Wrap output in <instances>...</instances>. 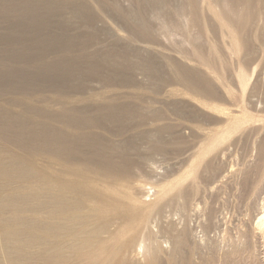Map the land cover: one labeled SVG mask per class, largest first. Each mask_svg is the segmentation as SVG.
I'll use <instances>...</instances> for the list:
<instances>
[{
	"label": "bare ground",
	"instance_id": "bare-ground-1",
	"mask_svg": "<svg viewBox=\"0 0 264 264\" xmlns=\"http://www.w3.org/2000/svg\"><path fill=\"white\" fill-rule=\"evenodd\" d=\"M82 2L0 0V213L10 216L3 220L0 217V264H104L103 260L108 258L109 264H139L138 259L147 258L155 261L163 251L164 243L169 244L171 237L179 233L180 222L175 216L182 217L189 209L188 198L192 196H189L187 187L178 184L177 188H173L175 191L171 192L172 186L168 189L167 183L160 182L157 190L155 184L149 187L145 185L147 191L143 197L135 196L130 190L122 194L135 203L121 216L120 220L125 223L119 229H112L115 224L110 218H101L105 214L104 202L108 201V198L100 189L118 185L117 182L122 180L126 182L127 179L116 178L114 174L126 176L137 168H143L144 162L142 158L136 157V154L133 156V152L137 150L136 148L134 150L133 146L136 137L133 139L126 127H118L115 132L119 137L131 135L127 139L124 137L122 143L104 141L101 137L104 131L101 135L96 127L108 125L109 128L106 129L109 131L121 121L128 122L129 118H134L139 108L138 105H128L131 103L129 102L131 95L127 91L129 94L127 105L124 102V105L109 102L110 100L107 102L109 98L105 97L103 99H106L107 103L98 105V101H94L98 106H94L96 112H93L90 104L88 106L81 103L86 97L82 98L83 96L80 97L78 94H86L87 91V93L90 91L89 94L92 93L95 87L89 85L91 78L93 82L99 80L107 84L136 86L137 81L133 78L132 70L139 69V66L116 50L104 48L88 51L87 44L89 47L92 46L90 43L97 39L99 30L94 26L95 18L91 9ZM101 9H98L99 13H104ZM115 12L113 14L118 17ZM106 14L108 13H104ZM123 17L122 20L125 21L126 18ZM82 25H85L86 31L78 29ZM141 39L135 38L137 42L147 43ZM81 48L87 49L83 52L88 53H77ZM136 48L140 50L144 47ZM142 65H140L142 69L153 68L152 60L145 61ZM181 67L177 76L179 83L184 84L188 91L190 89L193 93L202 94L201 82L203 84L205 81L192 76ZM211 89L208 87L207 91L205 90L207 92L205 96L213 92ZM131 94L134 98L137 97L134 93ZM124 99L125 95L122 100ZM89 102L93 103L90 100ZM133 102L135 104V101ZM183 104L184 102L182 106ZM175 109L173 113L187 117L184 107ZM136 115L135 119H139L138 114ZM135 119H131V123ZM137 121L135 120L137 124L133 123L136 126L139 123L141 126L146 120ZM110 125L115 126L110 128ZM234 125L228 126L227 130H230L228 135L234 130ZM122 126L124 125L121 124ZM111 131L112 129L109 132ZM126 131L129 134H124ZM224 134L221 136L218 134L213 140L214 145L222 144L229 138L230 135ZM3 144L12 145L21 151L20 154ZM207 150L211 149L207 147ZM226 170L219 176V181L214 180L211 183L213 184L211 191L218 185L228 187L229 182L226 185L228 178L234 179L235 174H243L241 169L234 171L233 167ZM190 175L194 179L199 177L197 171L191 170L184 178ZM263 180V175L258 177L244 198L248 205L252 197L257 203L251 223L245 224L242 220L244 223L242 225L241 221V228L238 227L235 235L236 240L234 232L233 235L230 234V231H233L230 230L231 227L226 226L222 229L221 242L224 243V247L228 245L229 251L233 254L234 249H248L252 244L254 246L257 239H261L264 244V185L261 184ZM170 193L171 197L164 203V207L161 206V201ZM170 203L173 208L166 211L165 208ZM196 205L198 207L200 204ZM138 210L140 213H137ZM28 212L30 214L27 215ZM203 213L207 215L206 212ZM163 216L173 217L167 232L162 229L155 230L160 228L157 223L159 220H153V217L164 218ZM186 217L188 218V215ZM96 219H101L102 222L96 224ZM152 221H156L157 224ZM3 222L6 225L2 226ZM133 223H136V226L130 229ZM141 224L143 227L133 233ZM232 224L234 226V222ZM149 225L152 230L148 236L143 230L149 228ZM161 232L165 234L162 235ZM118 235L119 240H116ZM152 236H155L154 241ZM124 237L126 238L122 240ZM112 239L116 241L106 246L105 244ZM112 259L115 260L111 261Z\"/></svg>",
	"mask_w": 264,
	"mask_h": 264
},
{
	"label": "rangeland",
	"instance_id": "rangeland-1",
	"mask_svg": "<svg viewBox=\"0 0 264 264\" xmlns=\"http://www.w3.org/2000/svg\"><path fill=\"white\" fill-rule=\"evenodd\" d=\"M75 1H83L82 3L91 9L95 18L94 26L99 30L97 39L90 43L91 49L87 44L88 51L106 48L121 52L122 56L126 55L133 64L139 66V69L132 70V74L139 84L142 83L141 87L137 85V82L136 86L121 83L107 84L100 82L97 78L95 79L98 81L93 82L91 78L88 84L95 88L93 87L91 94H89L90 91L86 94H78L80 97L83 96L82 98H89H84L86 103H84L85 100L81 103L88 106L90 104L92 108L90 109L96 112L94 106L97 103L98 105L104 103L106 99L103 98H109L107 102L110 100L109 102L122 105L124 102L127 105L126 101L130 94V101H128L131 103L128 105H138L137 108H139L136 113L139 119H135L136 114L131 119L148 121H145V124L142 123L141 126H139L141 121H137L139 122L137 127V122L132 120L136 123L132 122L134 127L129 118L131 126L129 121L124 120L119 123L120 126L118 124H115L118 126H111V124L110 128L117 127L111 128V132H109L111 129L109 131L106 129L109 128L108 125H105L107 127H96L99 129L98 133L101 134L104 131L103 135L101 134L104 141L117 143H122L125 135L123 137L120 135L122 138L115 135L116 130L119 129L118 127H126L133 136L132 138L136 137L133 146L134 150L135 148L137 150L133 152V156L136 154V157L142 158L144 162L143 168H137L126 176L114 174L116 178L124 177L127 179L126 182L122 180L117 182L118 185H109L100 189V192L108 198V201L104 202L105 214L101 218H110L115 224L112 229H119L125 223L120 220L121 216L135 203L123 197V193L130 190L135 196L143 197L147 191L145 185L149 187L155 184L154 187L157 190L158 183L164 182L169 185L168 189L172 186L170 190L173 192L175 191L173 188L181 184L187 187V190L189 189V196L193 198H188V212L186 211L182 217L181 215L175 216V219L178 218L177 221L180 222L179 233L171 237L169 244L164 243V249L155 261L146 257L145 260L138 259L139 264H264V244L261 239H257L254 246L251 243L248 249H234L236 254L231 253L228 245L224 247V243L221 242L224 227H231L230 230L233 231H230V234L233 235L234 232L235 238L237 230L241 228L242 220L245 224L246 222L251 223L257 203L252 197L248 205L244 198L255 184L254 181L261 175L264 178V0ZM97 3L98 9L102 8L101 10L108 14L99 13ZM109 10H115V13L122 11L117 13L119 15L117 17ZM121 16H124L123 18L127 21L122 20ZM76 23L80 25L79 22ZM78 29L86 31L87 28L82 25ZM139 37L147 43L137 42L135 38ZM136 46L144 48L138 50ZM87 49L81 48L82 51L77 53L87 51ZM150 60H152L153 68L151 70L142 69V63ZM181 66L192 76L205 81L203 84L201 82L202 94L201 92L193 93L190 89L189 92L184 84L179 83L177 76ZM100 85L101 87H98ZM208 87H211L213 92L205 96ZM131 93L137 97L134 98ZM89 100L93 103L98 102L95 105ZM133 101L137 104L135 105ZM183 102L185 105L182 106ZM175 107H184L187 117H180L173 113L176 110ZM232 120L235 122L231 123ZM245 121H247L246 124H243ZM121 124L124 126L121 127ZM233 125L234 130L229 136L230 130L227 128ZM105 131L111 134L108 135ZM127 131L124 134H129ZM138 133L139 135H136ZM224 133L229 136L226 138L228 140L225 139L222 144L218 143L219 146L214 145L213 140L218 134L221 136ZM129 135L126 136L130 138L131 135ZM3 145H7V148L17 154L21 152L10 144ZM207 147L211 150L208 151ZM231 167L234 171L241 169L243 174H235L234 179L228 178L226 182V185L230 183L228 187L218 185L211 191L213 186L211 183L214 180L219 181L222 172ZM191 170L192 172L197 171L199 180L191 177L192 175L184 178L189 175V172L191 173ZM237 175H239L238 178ZM179 180L181 183L178 182ZM263 181L262 185H264ZM171 195L170 193L161 201V206L164 207V203ZM196 203L200 204L198 207L201 209ZM191 204H194L196 208ZM169 208H173L171 203L166 206L165 210L171 211ZM203 212L207 215L205 216ZM137 213H140V210ZM167 214L166 212L165 215ZM0 217L3 220L10 216L0 213ZM163 217L152 219L159 220L157 223L160 228L155 230L162 229L167 232L173 217ZM156 221L152 222L157 224ZM100 222H102L101 219L95 220L96 224ZM244 223L242 221V225ZM1 225L4 226L6 223L3 222ZM134 226L136 223L131 224L130 229ZM149 226L143 230V233L148 236L152 230L151 225ZM142 227L143 224L137 226L133 233ZM162 235L159 234V236ZM153 239L155 240V236H152ZM116 240H119V235ZM116 240H109L105 245H111ZM108 260L110 258L104 259L103 263L109 264Z\"/></svg>",
	"mask_w": 264,
	"mask_h": 264
}]
</instances>
